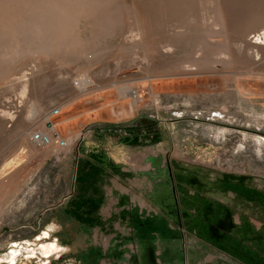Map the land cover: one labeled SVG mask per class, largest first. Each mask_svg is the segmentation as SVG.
I'll return each instance as SVG.
<instances>
[{
	"label": "rangeland",
	"instance_id": "1",
	"mask_svg": "<svg viewBox=\"0 0 264 264\" xmlns=\"http://www.w3.org/2000/svg\"><path fill=\"white\" fill-rule=\"evenodd\" d=\"M0 264H264V0H0Z\"/></svg>",
	"mask_w": 264,
	"mask_h": 264
},
{
	"label": "built area",
	"instance_id": "2",
	"mask_svg": "<svg viewBox=\"0 0 264 264\" xmlns=\"http://www.w3.org/2000/svg\"><path fill=\"white\" fill-rule=\"evenodd\" d=\"M61 113V108H55L50 112V119L52 117L58 116ZM32 143L38 147L50 148L54 147L56 149H65L68 147L69 143L67 140H64L61 135L58 133L55 125H51L49 132H36L31 137Z\"/></svg>",
	"mask_w": 264,
	"mask_h": 264
},
{
	"label": "crops",
	"instance_id": "3",
	"mask_svg": "<svg viewBox=\"0 0 264 264\" xmlns=\"http://www.w3.org/2000/svg\"><path fill=\"white\" fill-rule=\"evenodd\" d=\"M29 144L30 146L33 148V143H32V139L29 138ZM29 148L27 146L24 147V150L20 151L19 153H15V158H13L11 160V164L10 167H13V166H16L17 163H20L22 160H27L29 159L30 157L32 158L33 157V150L32 148Z\"/></svg>",
	"mask_w": 264,
	"mask_h": 264
},
{
	"label": "bare ground",
	"instance_id": "4",
	"mask_svg": "<svg viewBox=\"0 0 264 264\" xmlns=\"http://www.w3.org/2000/svg\"><path fill=\"white\" fill-rule=\"evenodd\" d=\"M89 84V82L85 81L83 86L81 87V90L84 91L85 87ZM128 92L130 93V90L128 89Z\"/></svg>",
	"mask_w": 264,
	"mask_h": 264
}]
</instances>
